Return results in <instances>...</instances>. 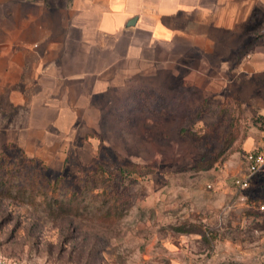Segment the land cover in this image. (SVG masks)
I'll use <instances>...</instances> for the list:
<instances>
[{
	"label": "rangeland",
	"instance_id": "rangeland-1",
	"mask_svg": "<svg viewBox=\"0 0 264 264\" xmlns=\"http://www.w3.org/2000/svg\"><path fill=\"white\" fill-rule=\"evenodd\" d=\"M71 1L4 7L21 39L39 6L48 30ZM180 73L130 71L41 141L0 94V252L23 264H264V171L232 186L264 121L237 84Z\"/></svg>",
	"mask_w": 264,
	"mask_h": 264
},
{
	"label": "crops",
	"instance_id": "crops-1",
	"mask_svg": "<svg viewBox=\"0 0 264 264\" xmlns=\"http://www.w3.org/2000/svg\"><path fill=\"white\" fill-rule=\"evenodd\" d=\"M8 9L0 0V94L21 108L19 131L37 132L39 141L48 126L57 127L55 117L79 115L91 94L130 71L156 67L201 83L237 84L242 106L264 121L263 0H72L48 30L39 6L21 39ZM260 132L245 146L264 149Z\"/></svg>",
	"mask_w": 264,
	"mask_h": 264
},
{
	"label": "built area",
	"instance_id": "built-area-1",
	"mask_svg": "<svg viewBox=\"0 0 264 264\" xmlns=\"http://www.w3.org/2000/svg\"><path fill=\"white\" fill-rule=\"evenodd\" d=\"M264 7V0H263ZM246 162V171L241 176H235L232 179V186L236 189H245L249 184L250 177L258 172L264 171V149L255 148L246 151L245 154ZM260 209H263L264 206L260 205ZM0 264H23L19 259L11 256H7L0 252ZM47 264H60L57 262H50Z\"/></svg>",
	"mask_w": 264,
	"mask_h": 264
},
{
	"label": "trees",
	"instance_id": "trees-1",
	"mask_svg": "<svg viewBox=\"0 0 264 264\" xmlns=\"http://www.w3.org/2000/svg\"><path fill=\"white\" fill-rule=\"evenodd\" d=\"M30 160H31V161H33V160H34V158H31ZM124 172H125V171L123 170V173H124Z\"/></svg>",
	"mask_w": 264,
	"mask_h": 264
},
{
	"label": "water",
	"instance_id": "water-1",
	"mask_svg": "<svg viewBox=\"0 0 264 264\" xmlns=\"http://www.w3.org/2000/svg\"><path fill=\"white\" fill-rule=\"evenodd\" d=\"M133 20H134V19H133ZM133 20H132V21H133Z\"/></svg>",
	"mask_w": 264,
	"mask_h": 264
}]
</instances>
